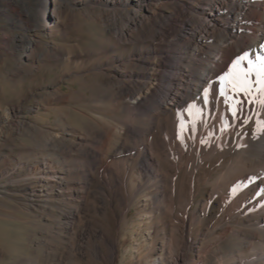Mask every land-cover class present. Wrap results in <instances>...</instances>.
I'll list each match as a JSON object with an SVG mask.
<instances>
[{"label": "rangeland", "instance_id": "obj_1", "mask_svg": "<svg viewBox=\"0 0 264 264\" xmlns=\"http://www.w3.org/2000/svg\"><path fill=\"white\" fill-rule=\"evenodd\" d=\"M51 1L40 34L0 13V39L37 42L30 58L0 47V264H264L251 261L264 230L254 250L242 209L210 194L232 157L194 158L188 172L152 150L167 180L138 173L149 136L169 149L178 135L174 114L154 126L134 109L176 78L197 0ZM128 125L151 130L141 145Z\"/></svg>", "mask_w": 264, "mask_h": 264}, {"label": "bare ground", "instance_id": "obj_2", "mask_svg": "<svg viewBox=\"0 0 264 264\" xmlns=\"http://www.w3.org/2000/svg\"><path fill=\"white\" fill-rule=\"evenodd\" d=\"M128 1L135 5L139 0ZM11 2L16 3V8ZM52 2L21 0L17 3L16 0H7V6H2L0 13L10 16L17 13L21 28L40 34L50 30V25L54 24L46 11ZM197 4L191 12L200 21L192 27L185 24L192 40L184 52H179L176 78L171 79L160 100L144 97L134 109L136 115H139L138 109H144L142 115L154 126H158L162 116L174 114L177 137L174 139L167 135L171 145L165 149L161 144L165 137L156 133L149 136L147 145H141L151 130L128 125L125 134L145 148L143 169L139 168V175L144 172L145 177L150 175L154 180L159 179L161 184L167 176L160 174L154 165L152 150H155L156 158H164L170 167L173 165L171 158L183 159L188 172L194 158L215 159L219 166H224L226 159L232 157L234 161L227 165L229 170L219 175L210 188V194L222 196L224 201L231 203L233 210L242 209L251 228L245 231L244 237L257 250L258 244L253 243L257 238L256 231L264 230V105L255 99L257 93H253L251 102L243 94L226 101L220 94V77L244 52H249L253 60L264 55V0H197ZM10 43H17L16 47L26 58L34 54L37 45L36 40L27 35L16 38L6 35L0 39V47L6 48ZM243 66H247L246 62ZM229 95L233 93L229 91ZM190 105L194 106L192 115L189 114ZM180 108L185 112H178ZM103 153H98V156ZM174 180L173 176L171 185H174ZM261 259H264V251L251 261L258 263Z\"/></svg>", "mask_w": 264, "mask_h": 264}, {"label": "snow or ice", "instance_id": "obj_3", "mask_svg": "<svg viewBox=\"0 0 264 264\" xmlns=\"http://www.w3.org/2000/svg\"><path fill=\"white\" fill-rule=\"evenodd\" d=\"M264 47V46H262ZM246 62V67L243 65ZM254 77V79H253ZM229 91L233 95H229ZM253 93H257L259 102L264 105V55H258L253 60L249 52H244L238 56L231 67L223 76L220 77V94L226 101L234 100L235 96L243 94L245 97L253 99ZM207 97V90H205ZM194 106H189V114L192 115ZM233 115H236V109H233Z\"/></svg>", "mask_w": 264, "mask_h": 264}]
</instances>
